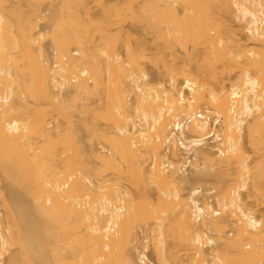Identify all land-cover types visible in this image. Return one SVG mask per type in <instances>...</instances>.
<instances>
[{"label": "bare ground", "instance_id": "6f19581e", "mask_svg": "<svg viewBox=\"0 0 264 264\" xmlns=\"http://www.w3.org/2000/svg\"><path fill=\"white\" fill-rule=\"evenodd\" d=\"M0 157V264H264V0H0Z\"/></svg>", "mask_w": 264, "mask_h": 264}, {"label": "rangeland", "instance_id": "374dc122", "mask_svg": "<svg viewBox=\"0 0 264 264\" xmlns=\"http://www.w3.org/2000/svg\"><path fill=\"white\" fill-rule=\"evenodd\" d=\"M18 7V6H17ZM14 10V9H13ZM16 12V13H15ZM14 13L15 14H18V13H21V14H23V16L24 15H26L27 17H29V18H31V19H33V22L32 23H34V22H36V23H34L36 26H37V23H39V29H38V26H37V30H41L42 29V32H45V31H43V29L45 30V28H46V21H44V20H42V18H40V16L37 14V15H35L34 13V11L29 7V6H27V5H24L23 4V6H21V8L19 9V7H18V9H15L14 10ZM12 15V14H11ZM12 16H14V14L12 15ZM38 16V18H40V19H38V18H36ZM36 18V19H35ZM38 20V21H37ZM41 22V23H40ZM42 26H44L45 28H43ZM129 28V27H128ZM46 30H48V29H46ZM39 31H36V34H35V36L37 37V36H39V34L40 33H38ZM38 34V35H37ZM115 35V34H114ZM40 37V36H39ZM39 37H37L38 38V40L39 39H41V37L39 38ZM115 37V36H114ZM113 37V38H114ZM47 40H46V39ZM43 39H44V41H43ZM49 38L48 37H43L42 38V41L45 43V46L48 48V49H50L51 47H50V40H48ZM117 39V38H116ZM114 40H115V38H114ZM118 40V39H117ZM117 40H115V41H117ZM114 41V42H115ZM41 42V41H40ZM46 42H47V44H46ZM120 42V44H121V41H119ZM119 42H116V44H118L117 45V47H119ZM42 43V42H41ZM43 43V44H44ZM113 44V43H112ZM115 44V45H116ZM114 45V44H113ZM37 46H38V44H36L34 47L35 48H37ZM52 49V48H51ZM49 50V51H52V50ZM148 72H149V77H150V79H151V84L152 85H158L159 83H161L162 81H161V79H163L164 78V72H163V70H162V68L160 67V66H158V65H154V64H150V65H148ZM213 119V118H212ZM213 121V120H212ZM63 123H65L64 121H63ZM65 126L64 127H66L67 125L66 124H64ZM76 128H78V124L76 125ZM15 142H17V141H15ZM15 142H14V144H15ZM20 143V142H19ZM214 141L213 140H209V145L210 146H213L214 145ZM14 144H12V146H11V149H12V151L13 152H15L16 154H21V156H22V158H27V160H29V162L30 161H34V160H30L29 158H31L32 157V155H35V157H36V155H37V153L36 154H32L33 152H32V150H28L27 151V147L28 146H26L25 145V143L23 144V145H25L24 146V149L21 151V145L20 144H18V142L14 145ZM14 145V146H13ZM21 148L20 149V151H19V147ZM17 146V147H16ZM17 148V149H16ZM17 150V151H16ZM25 151V152H24ZM27 151V152H26ZM35 151V150H34ZM21 152V153H20ZM28 154H30L31 156H29ZM1 158V157H0ZM32 158H34V157H32ZM35 159V158H34ZM36 161H37V158L35 159ZM32 163H34V162H31V164ZM189 171V172H188ZM188 171H186L185 173H186V175L188 176V175H190V176H188V177H192L191 175L193 174V170H191V169H188ZM5 172L3 173V170H2V168H1V166H0V219L3 217V216H5L6 217V214H8L9 215V213H7L6 211H7V208L5 207V204H3V195H5V196H9V195H11V194H20V195H22L27 201H28V203H30L31 205H32V203H33V201H32V199H33V196L31 195V194H29L28 192H26V191H28V189H26L25 188V186H22L21 184H19L17 181H16V184L14 185V183H11L10 182V180H7L8 179V177H6L5 176ZM206 176V175H205ZM208 176V175H207ZM210 176V175H209ZM203 177V176H201L202 177V179L201 180H199V181H193L192 180V178H188V181L187 182H185V183H183L182 184V186H183V189L184 190H182V191H184L183 193H188V191L190 190V188L192 187V186H194V185H202L205 189L206 188H208V187H211V186H214V184H215V177H213V176H211V177ZM7 178V179H6ZM14 182V181H13ZM17 184H18V186H17ZM19 185H21L22 186V188H19V187H21V186H19ZM24 187V188H23ZM24 190H26V191H24ZM26 192V193H25ZM207 191L205 190V194L206 195H208L209 196V194H208V192L206 193ZM154 195V194H153ZM210 195H212V194H210ZM213 196V195H212ZM214 198V197H213ZM248 200H250L249 199V197H248ZM252 200V199H251ZM250 200V201H251ZM253 200H256L255 198H253ZM249 201V202H250ZM257 202V201H256ZM250 203H252V201L250 202ZM253 203H255V201H253ZM252 205V204H251ZM254 206L255 205H257V203L256 204H253ZM252 205V207H254ZM260 206H262V205H260ZM218 207V206H217ZM216 207V208H217ZM259 207V205H257V207L256 208H258ZM261 208V207H260ZM254 210H256L255 208H253ZM6 210V211H5ZM260 211H261V209H260ZM262 213V212H261ZM257 215H260L259 214V212L257 211V213H256ZM7 215V216H8ZM5 217H3L4 218V220L2 219L1 221H2V223H4V221L6 220L5 219ZM8 218V220H6L5 222L6 223H4L3 224V226L4 227H7L8 225H9V223L8 222H10V220H9V218H10V216L9 217H7ZM12 221V220H11ZM8 223V225H6ZM15 246V245H14ZM17 247V246H16ZM16 247H10L9 248V251H11V252H8V255L6 254V259H5V261H6V263H7V260H8V256L10 255V254H13L14 253V251H16ZM11 249V250H10ZM17 252V251H16ZM213 253L215 254V252L213 251ZM15 254V253H14ZM149 256L151 257V260H152V258H155V254H154V252H153V250L150 248V250H149Z\"/></svg>", "mask_w": 264, "mask_h": 264}]
</instances>
